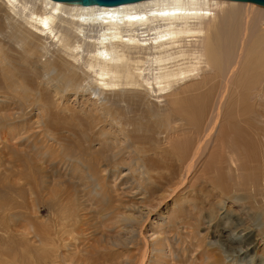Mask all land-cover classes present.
<instances>
[{"label":"bare ground","instance_id":"obj_1","mask_svg":"<svg viewBox=\"0 0 264 264\" xmlns=\"http://www.w3.org/2000/svg\"><path fill=\"white\" fill-rule=\"evenodd\" d=\"M0 26L35 75L56 84V96L63 95L62 111L74 119L108 116L122 136L131 126L137 130L156 124L165 130L159 134L164 149L146 152L145 167L138 159L133 164V172L151 181L143 202L161 203L149 191L155 190L157 179L167 177L164 174L176 177L185 170L203 177L208 164V175L226 192L220 197L234 205L228 209L224 198L213 202L204 221L200 218L181 241L172 235L179 229L170 217L157 214L152 220L155 208L134 206L139 219L152 228L130 236L137 246L144 244L138 264H194V258L185 255L191 249L199 256L195 264H264V222L253 231L243 215L245 206L254 203L255 215L264 216V196L255 197L262 179L258 163L264 159L263 7L227 0H146L116 7L0 0ZM4 48L0 42V52ZM66 92L82 95L77 104L64 106ZM138 109L141 114L136 116ZM131 115L147 122L134 125ZM222 148L228 173L239 172L237 178L253 189L241 184L223 189L228 184L224 177L229 178L223 174ZM105 150L100 146L92 154ZM110 159L113 164L100 165L98 172L91 167L88 174L114 172L119 165ZM173 160L183 169L177 171ZM203 225L205 233L199 228ZM84 233L90 242L93 236L74 225L61 228L58 238L76 241Z\"/></svg>","mask_w":264,"mask_h":264},{"label":"rangeland","instance_id":"obj_2","mask_svg":"<svg viewBox=\"0 0 264 264\" xmlns=\"http://www.w3.org/2000/svg\"><path fill=\"white\" fill-rule=\"evenodd\" d=\"M0 42L5 47L0 52V264H10V260L14 264H138L144 244L140 242L137 246L130 236L140 228L144 227V232L152 228L150 222L139 219L135 208L151 205L155 208L152 220L157 214L170 217L179 229L172 235L180 241L184 232L193 231L200 218L204 221L212 203L220 201L219 198H224L227 208L233 209L226 196L220 197L226 192L208 175V164L206 175L193 176L185 170L178 171L183 168H178L181 163L174 160L176 177L164 174L167 177L157 179L160 185H156V192L149 191L161 203L148 199L143 202L151 181L140 172H133V164L138 159L145 167L146 152L153 154L164 149L159 134L165 130H158L156 124L137 130L127 127L131 132H125L129 140L125 142L119 127L108 116L74 119V115L62 111L63 95L56 96V84L36 76L37 71L30 67L33 65L26 63V56L2 26ZM81 95L66 92V102L62 104L72 107ZM140 112L138 109L135 115ZM118 114L125 121L122 111ZM131 117L136 121L134 125L147 122ZM100 146L106 148L105 152L92 154ZM173 155L182 156L178 152ZM221 157L223 174L229 178L224 177L229 185L223 189L240 184L245 187L236 176L239 172L228 173L224 148ZM110 158L117 159L119 165L114 172L102 177L88 174L91 167L98 172L100 165L113 164ZM208 158L209 154L204 158L207 163ZM258 165L262 179L255 197L261 199L263 158ZM256 173L259 174V167ZM245 188L253 189L254 185ZM254 206V203L245 206L243 215L256 231L264 216L257 217ZM73 225L92 235L91 241L85 233L76 241L68 236L58 238L61 228L70 230ZM204 226L199 227L203 233ZM191 252L185 255L193 257L195 264L199 256L195 257L196 251L192 249ZM23 256L29 258L20 261ZM32 257L35 259L31 260Z\"/></svg>","mask_w":264,"mask_h":264},{"label":"water","instance_id":"obj_3","mask_svg":"<svg viewBox=\"0 0 264 264\" xmlns=\"http://www.w3.org/2000/svg\"><path fill=\"white\" fill-rule=\"evenodd\" d=\"M57 2H65L70 4H80L83 6H100V7H116L124 4L137 3L146 0H53ZM241 3H252L264 8V0H227Z\"/></svg>","mask_w":264,"mask_h":264}]
</instances>
